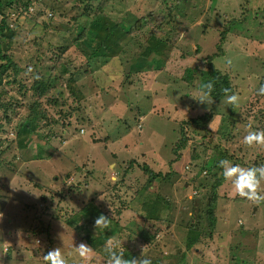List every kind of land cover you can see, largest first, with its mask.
I'll return each instance as SVG.
<instances>
[{
	"label": "rangeland",
	"instance_id": "rangeland-1",
	"mask_svg": "<svg viewBox=\"0 0 264 264\" xmlns=\"http://www.w3.org/2000/svg\"><path fill=\"white\" fill-rule=\"evenodd\" d=\"M21 1L3 8V35L15 33L1 41L15 65L0 84V264H264V0H181L192 21L181 17L161 67L143 73L133 69L156 39L150 31L176 30L166 12L176 0H108L102 11L130 29L107 61L88 59L79 32L82 8L93 6L91 18L99 0H40L55 10L22 12ZM215 71L232 80L219 102L199 86ZM210 105L216 120L184 125L188 146L176 160L179 126ZM34 113L38 127L20 133ZM213 155L223 171L204 167ZM171 162L177 172L148 181L143 164L166 174ZM217 178L220 236L187 248V220L208 233ZM182 183L191 203L170 195ZM83 207L98 222L78 219ZM231 214L239 215L228 224ZM101 232L107 239L94 250L85 237Z\"/></svg>",
	"mask_w": 264,
	"mask_h": 264
},
{
	"label": "trees",
	"instance_id": "trees-1",
	"mask_svg": "<svg viewBox=\"0 0 264 264\" xmlns=\"http://www.w3.org/2000/svg\"><path fill=\"white\" fill-rule=\"evenodd\" d=\"M12 1L14 2V1H19V0H6L5 2H0V16H1L0 17V60L7 61V62H4V64H0V84L2 83V78H3L2 76L7 71V68H9L11 65L12 66L15 65V62H13L11 58L7 54L4 53V49L6 45L1 41V35H3V29L7 28V25H8L6 22L7 19L5 18L6 16H8V13L4 11L3 8H5V6H9L12 3ZM176 1L177 3L175 5L172 3L168 4L167 9H166V12L169 14L168 18H171V20H175L174 23H177L176 30L169 32L167 36H165V38L156 37V35L158 34L157 29L156 30L153 29V31H150V34L148 35V37H150V39H153V38H156V39H154L153 44H150L148 46V49L144 50L141 53L139 62L134 65V69H133L134 71L143 73L144 70L161 67L163 63L162 55H166L168 51L171 50L172 45H173L174 40H170L171 39L170 36L175 35L176 32L179 31V29H177V26L180 24L181 17L187 14V11H185L184 7L180 4L181 0H176ZM21 2H22V6L19 8L21 12L27 9L32 10L34 9L32 8L34 6L41 7L42 9H44V5L48 8L50 7L51 9L55 10L54 4H51L48 2L47 3L43 2L44 3L43 4L40 0L38 2L37 0H23ZM107 2L108 0H99V4L96 6L93 14L91 15V18H89V15L87 16L86 13H88V10L92 9L93 6L91 4H86L82 8L81 15L87 20H85L84 25H79V32L84 33L82 50H83V53L88 56V59L94 58L95 54L98 53L103 59H105V61H107L110 57L117 54L116 52L120 50V41H123L124 40L123 36L127 32H129V29H130L129 27L123 26V23L121 22L112 20L108 15L104 13V11H102V7L107 5ZM30 5H33V6L31 7ZM60 6L61 5H59V7ZM69 8L70 7L68 4L67 9ZM37 13L39 14L40 10ZM59 15L65 17L68 14L66 12H61ZM186 16L189 17L190 20L192 21L190 15H186ZM186 22H190V21L189 20L187 21L186 19ZM185 24L187 23H184L183 25ZM227 27L231 29L232 24L228 23ZM124 28H127V29H124ZM173 29L175 28L173 27ZM14 33H15L14 30L10 28L9 34L8 32L4 33L3 36L11 38L13 37ZM228 33L229 32H227L225 28H223L219 32L220 38L224 40ZM231 82L232 80L229 78L228 75H221L218 71H215L213 77L203 80L199 86H200V89H202L203 92L206 95H208V97L213 102H219L223 98L233 94ZM258 94L264 97V81H262L260 84V90L258 91ZM216 115H217V112H215L213 110V106L211 107L210 105V107L209 108L207 107L206 110L202 113V115L200 114L199 116H194V117H190V119L183 120V124L179 126L180 133H181L180 143H178L177 145H174V147L171 150V152L175 154L176 160L178 158H181V155H182L181 151L188 146L189 138L185 132L184 133L181 132V130L184 129V125L190 124L191 126V124H193L194 121L197 122L199 118L201 120L205 119V120L214 121L216 120L215 119ZM228 116L231 119V116L230 115ZM36 118L37 117L35 113L31 116V118H28L20 126L19 128L20 133H29L31 131H34V129L38 127V125L35 123ZM228 124H230L231 126H236L237 122L234 120L232 121L231 119V122H229ZM220 126L222 128V131H225V129L227 128V125H224V124H220L219 127ZM198 156L200 158L199 153H198ZM221 157L224 159L225 154L221 153ZM216 160L217 158L214 155L209 157L208 160H204L205 162L204 167L207 169V171H212V169L214 167H217V165L219 166V169L223 171L222 161L217 163ZM174 162L173 163L171 162L168 164L169 170L166 174H160V172L155 173L154 171L151 170V168L147 164H143V170L149 175L148 181H153L156 178L157 179L159 178L161 181H165L164 177L168 178L170 177L171 173L177 172L176 170L172 169V167L174 168ZM252 163H254V161L251 163L248 162L247 164H245L247 169L249 170L256 169L254 168V166H252ZM207 164L208 166H206ZM242 165H244L243 162H242ZM258 165L264 167V163H259ZM214 181L215 183H213L212 185V187L214 188V192H212L210 196L206 198L207 201L205 204V207L206 206L207 207L205 211L204 224H206V229H208V233L203 234L204 236L200 235L201 232L198 226V222L195 220L192 221V219L187 220L188 232L190 233L186 239L187 248H191L195 243H197L198 239H211V240L216 241L217 238L220 236V234L217 231H215L216 226L220 223V220L217 219V216L213 210L215 208L216 201H218V198L216 197V194H215L216 193L215 188L218 186V183L221 180L217 178ZM216 181L218 183H216ZM183 185L184 184L182 183V185L180 184L178 188L177 186L172 187V189H170V195L177 196V198L184 197L187 202L191 203L192 197L188 196L187 192L191 191L192 187L185 188ZM181 186L183 188L182 191L179 190ZM243 194L241 195V197L237 196V193L233 194V196L240 197L238 198L240 201H243V200L245 201L246 198L242 197ZM154 197L155 199L158 198V200L159 199L164 200L163 198H161V195H158V194L157 195L154 194ZM251 199L254 200L253 195H251ZM171 205H173V208H174L176 206V202H173ZM87 208L88 207H83V209L79 212L78 219L85 218L92 223L98 222V220L100 219L99 216L95 212L87 210ZM238 215L239 214H235V215L231 214V218L229 219V221H227V223L229 224L230 222H234ZM78 219L77 221H79ZM70 224L72 225L73 222L70 221ZM193 230L196 231V233L198 234L197 236L191 235V232ZM85 239L89 247H92V248L94 247V250H97L96 248L100 245V242L104 241L107 238H106V235H103V233L101 232L97 237L88 234L85 237ZM98 241L99 243L97 244ZM152 264H157V263L153 262Z\"/></svg>",
	"mask_w": 264,
	"mask_h": 264
}]
</instances>
